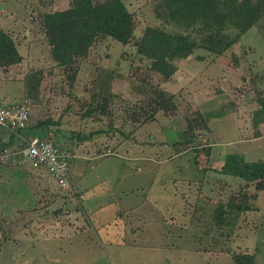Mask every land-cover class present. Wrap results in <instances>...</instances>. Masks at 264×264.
Listing matches in <instances>:
<instances>
[{
	"label": "rangeland",
	"instance_id": "1",
	"mask_svg": "<svg viewBox=\"0 0 264 264\" xmlns=\"http://www.w3.org/2000/svg\"><path fill=\"white\" fill-rule=\"evenodd\" d=\"M124 1L135 19V38L148 27L184 33L180 25L157 19L159 0ZM69 5L70 0H0V27L22 58L0 67V96L28 100L33 119L45 116L44 136H33L67 151L73 176L87 175L95 188L63 193L44 168L18 154V134L0 127V147L13 138L7 150L16 154L0 164V211L9 212L7 220L0 219V264H235L233 256L245 252L264 264V191L257 190L258 182L220 171L229 155L248 163L264 160V123L257 126L255 117L257 92L264 93V15L223 56L196 50L192 57L175 58L177 74L159 87L175 95L178 110L151 121L140 116L147 99L132 90L131 65L148 64L139 62L133 45L99 40L74 83L70 70L54 62L42 15ZM29 75L40 80L32 98L25 86ZM91 109L100 120L83 122ZM125 127L132 130L129 138L122 135ZM86 136L87 142H79ZM243 191L254 209L228 212L225 225L215 226L220 203L239 199ZM16 196L26 206L36 196L40 206H48L41 234L10 215Z\"/></svg>",
	"mask_w": 264,
	"mask_h": 264
},
{
	"label": "trees",
	"instance_id": "2",
	"mask_svg": "<svg viewBox=\"0 0 264 264\" xmlns=\"http://www.w3.org/2000/svg\"><path fill=\"white\" fill-rule=\"evenodd\" d=\"M263 15L264 3L261 0H159L156 6L157 19L166 24L180 25L184 33L171 34L162 28L148 27L141 37L135 38V19L124 0H70L67 10L44 13L42 26L51 48L52 59L60 68L70 70L71 83L77 81L83 64L89 60L90 53L99 40L112 39L121 47L133 45L139 62L148 61V64L131 65L129 77L133 81L132 90L139 98L147 99L144 101L145 105L139 106L142 112L140 116L152 121L160 112L170 115L178 110L175 95L159 87L162 83L172 82L177 74L175 58L184 53L187 57H192L196 50L223 56L244 34L260 23ZM21 62L13 37L0 28V67H10ZM35 77L37 76L29 75L25 82L27 95L31 98L40 89V80ZM115 77L121 79L120 74ZM152 77L155 81L151 80ZM109 85L112 86V83ZM257 93L259 108L255 117L258 126L264 123V93ZM97 97L98 94L95 93L94 98ZM103 101L108 103L106 99ZM96 112V109L88 110L83 116V122H98L100 119L95 115ZM197 115L200 118L202 114ZM44 121L37 122L31 130L44 131ZM29 125L30 119L26 128L17 134L24 133ZM188 129L193 133L195 131L191 121ZM122 132L123 136L129 138L132 130L125 127ZM95 133L102 132H92L90 136L93 137ZM45 140L50 141L49 138ZM87 140L89 138L86 136L79 142ZM13 145V140L8 144H1L0 154ZM18 145L22 150L25 147L22 142ZM220 171L232 177H244L248 183L258 182L257 190L264 191V160L248 163L239 155H229ZM244 192L239 193H243L239 199L232 198L226 205L220 203L215 210V226L225 225L224 216L228 212L249 213L254 209L248 203V194ZM253 200L254 198L251 201ZM233 259L235 264H257L256 255L247 252L236 254Z\"/></svg>",
	"mask_w": 264,
	"mask_h": 264
},
{
	"label": "built area",
	"instance_id": "3",
	"mask_svg": "<svg viewBox=\"0 0 264 264\" xmlns=\"http://www.w3.org/2000/svg\"><path fill=\"white\" fill-rule=\"evenodd\" d=\"M31 115V104L28 100L7 103L0 96V127L16 134L25 129ZM25 143V144H24ZM24 149L18 154L23 160L35 167H44L60 191L74 195L76 192L70 172V157L67 151H63L53 142L33 138L25 141ZM11 154L8 150L0 154V164L10 161Z\"/></svg>",
	"mask_w": 264,
	"mask_h": 264
},
{
	"label": "crops",
	"instance_id": "4",
	"mask_svg": "<svg viewBox=\"0 0 264 264\" xmlns=\"http://www.w3.org/2000/svg\"><path fill=\"white\" fill-rule=\"evenodd\" d=\"M1 28V27H0ZM3 29V28H2ZM2 99H3V97H2ZM5 102H7V103H13V102H8V101H6L5 99H3ZM15 102H18V101H15ZM32 113V112H31ZM32 115V114H31ZM45 119V116H42V114H40L39 115V117H37L36 119H33V117L31 116V118H30V127L32 128V127H35V124L37 123V122H39V121H43ZM28 126V127H29ZM5 129V128H4ZM48 132H50L49 130H47ZM12 133V132H11ZM2 134H4V133H2ZM33 134L34 135H42V136H44V131H40V130H34V131H32L30 128H29V131L28 130H25L24 131V133H22V134H18V139H19V142H22V143H24L25 141H29V140H31V139H33V138H39V137H34L33 136ZM12 135H15V134H13L12 133ZM13 137V136H12ZM11 140H13V138H11L10 140H9V142H11ZM79 155H77L76 154V156L74 157L73 156V158L75 159L76 157H78ZM76 162H81V161H79V160H76ZM73 162H72V157H70V172H71V180H72V183H73V186H74V188L75 187H77V188H83V189H87V190H89L90 188L92 189V190H94V188H95V184L94 185H92L91 184V180L87 177V175H85V177L84 176H82L83 174L81 173V172H79V176H73V175H75V171L73 170ZM35 169V168H34ZM45 170V169H44ZM43 170V171H44ZM79 170H81V168H79ZM46 171V170H45ZM47 172V171H46ZM39 173H41V172H39ZM48 173V172H47ZM76 173H78V171L76 170ZM35 175H37V176H35ZM38 177V174H33L32 175V177ZM40 176V175H39ZM50 176V175H49ZM40 177H42V176H40ZM51 178V177H50ZM42 179H43V177H42ZM39 182H43V184H45L44 186H47V182L45 183V181H43V180H41L40 178H39V180H38ZM51 181L52 182H54L53 181V179L51 178ZM88 181H90V183L88 182ZM55 183V182H54ZM75 184V185H74ZM76 190V189H75ZM48 191V189L45 187L44 188V193L46 194V192ZM91 191V190H90ZM92 194H93V196L95 195V192L94 191H92ZM18 196V195H17ZM15 197V204L14 205H11V213H10V215H12V217L14 218V219H18V220H21V225H23L24 223H23V221L22 220H24V219H26L27 221H28V223H30V226H33L34 228L36 227L37 229H39L40 230V234H41V229H44V228H46L47 227V225H48V223L46 222V219H48L49 217H48V215H49V212L50 211H48L49 210V208H47L46 209V207H48V206H40V202H39V200H37L36 199V197H35V201H36V203L34 202V204L32 205V206H26V205H24V200H23V198L21 199L20 197ZM1 201H3L4 202V199H0V202ZM39 205H38V204ZM58 203V202H57ZM93 203H95V199H94V201H93ZM23 205V206H22ZM52 206H54V205H52ZM73 206V205H72ZM94 206V205H93ZM74 207V206H73ZM100 207V209L98 208V207H96V208H98L99 210H102V208H104V205H102V206H99ZM9 213V212H8ZM6 211H0V219L2 218V219H6L7 220V217H8V214ZM77 215V214H76ZM122 215V214H121ZM78 216H75V218H76V221L78 222V218H77ZM99 220H102V219H100L99 218ZM105 222L107 221V220H104ZM109 221V220H108ZM60 225V223H56V225H54V226H57V225ZM68 225H71V223L70 222H68L67 223V226ZM43 233H45V232H43ZM0 237H1V239H2V235H1V231H0ZM3 247H4V244L2 243V241H1V244H0V251L3 249Z\"/></svg>",
	"mask_w": 264,
	"mask_h": 264
}]
</instances>
